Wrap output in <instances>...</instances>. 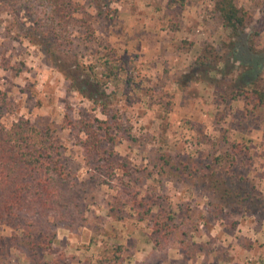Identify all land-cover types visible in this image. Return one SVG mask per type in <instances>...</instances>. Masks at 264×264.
Listing matches in <instances>:
<instances>
[{"label": "rangeland", "instance_id": "obj_1", "mask_svg": "<svg viewBox=\"0 0 264 264\" xmlns=\"http://www.w3.org/2000/svg\"><path fill=\"white\" fill-rule=\"evenodd\" d=\"M215 1L0 0V126L32 117L41 128L47 122L55 128L69 173L59 181L60 206L71 205L63 207L64 219H51L63 264H97L114 244L123 245L125 264H264V202L244 213L233 207L229 215L213 211L218 200L204 196L245 183L264 197V111L243 100L225 106L215 89L222 73L236 78L237 62L227 57L210 74L188 79L186 73L203 44L226 40ZM238 3L252 12L249 29L264 45V0ZM109 71L118 77L109 78ZM104 110L122 123L111 130L115 142L96 128L95 118H108ZM87 128L97 132L102 149L113 151L112 159L91 148L96 138ZM233 142L247 145L234 166L245 182L231 178L228 164L215 163ZM183 162L201 171L184 173L185 180L167 173ZM71 180L77 183L69 188ZM136 193L154 211H175L193 245L156 248L149 221L139 220L133 207ZM238 220L236 229L227 228ZM233 230L236 236L229 235ZM0 233L2 264H36L12 247L9 224Z\"/></svg>", "mask_w": 264, "mask_h": 264}, {"label": "trees", "instance_id": "obj_2", "mask_svg": "<svg viewBox=\"0 0 264 264\" xmlns=\"http://www.w3.org/2000/svg\"><path fill=\"white\" fill-rule=\"evenodd\" d=\"M175 1L181 5L186 3V0ZM215 7L222 18L223 26L228 30L226 40L222 41L219 47L213 42L202 45L186 72L190 75L188 79L201 74H210L222 68V64L227 62V57H230L237 62L239 72L234 79H230L226 73L218 74L215 89L220 102L225 106L233 107L234 103L243 100L253 108L264 111V45L259 32L249 29L253 14L249 9L239 5L238 0H216ZM105 74L109 78L118 77L113 71ZM112 81H116V78L111 79L109 84ZM104 113L108 118H95L96 128L104 130L109 141L115 142L111 130L114 126L122 129V123L119 122L118 115H111L105 110ZM50 123L47 122L46 126L41 128L34 118L29 117L20 118L10 126L4 123L0 126V226L7 223L12 227V235L8 239L12 242V247L20 249L36 264L64 263V254L57 253L53 245L57 238L54 216L57 214L61 220L64 219L68 212L65 213L63 207L71 206L68 202L64 203L63 207L60 206V202L63 201V191L59 181L65 183L67 181L65 174L69 175V173L65 170L60 144L53 135L55 128ZM86 133L93 134L90 128H87ZM93 135L96 140L91 148L98 152L103 150L104 154L108 152L107 157L103 158L106 162L112 159L113 151L102 149V144L100 145L102 139L97 137L96 131ZM245 148L247 145L233 142L225 154L215 158V163L220 167L224 163L228 164L227 170L231 178H236L238 174L234 166L237 163V155H246L248 151ZM109 162L111 163L108 167L114 168L116 163L113 160ZM214 165L206 167L212 169ZM200 171L201 167L198 164L191 166L183 162L182 167L172 165L167 173L174 175L173 178L178 177V180H185L184 173L197 174ZM190 174L187 176L189 177ZM241 176L243 174L238 176V180L245 182L246 179ZM76 183L72 180L68 181V187L75 186ZM254 190L255 186L247 187L245 183H241L238 187H231L230 190L227 188L221 196L213 193L212 200H218L217 204L221 203L220 207L214 208L213 211L223 213L225 206L228 205L237 206V210L244 213L254 206L255 201L264 202V197L258 196ZM131 201L138 219L149 221L152 228L150 240L154 242L156 248H163L175 242L182 249H185L187 242L188 245H193L187 238V230L176 222L175 211L164 207L154 211L149 202L138 193L133 195ZM74 207L77 209L80 203L75 201ZM231 210L225 214L230 215ZM5 239L6 237L0 233V264L3 262ZM188 245L186 246L189 247ZM186 250V255L194 256V252L190 249ZM51 256L53 258L49 259ZM97 261V264H125L123 245H111L105 253L97 257Z\"/></svg>", "mask_w": 264, "mask_h": 264}, {"label": "crops", "instance_id": "obj_3", "mask_svg": "<svg viewBox=\"0 0 264 264\" xmlns=\"http://www.w3.org/2000/svg\"><path fill=\"white\" fill-rule=\"evenodd\" d=\"M197 52H198V49H197ZM139 57V60H141V63L143 62V60H144V56L142 55V53L138 56ZM195 58V57H194ZM143 65V64H142ZM233 105H235V103L233 104ZM207 192H205L204 193V196L205 197H207V198H210V199H212L211 198V195L213 194V193H216L215 192V190H211V191H208V190H206ZM210 202V201H209ZM213 202V201H212ZM210 204H211V202H210ZM220 204L221 203H219V204H215L214 202L212 203V205L211 206H213L214 208H219L220 207ZM209 206V205H208ZM234 207V206H233ZM233 207H230V206H225V208H224V211H228V208H230V209H232L233 210ZM214 222H216V221H218V220H216V219H220V218H215L214 217ZM223 220V219H222ZM225 220V219H224ZM238 222H240L239 220L238 221H234V222H232L229 226H227V228L228 229H236V226H237V224H238ZM229 222L227 221V224H228ZM217 226V223L215 224V226L214 227H216ZM236 230H233V232H228V233H230L229 235H233V236H236V232H235ZM10 232V231H9ZM228 233H226V234H228ZM10 234V233H9ZM257 239H260L259 237H257ZM147 250H150L149 248H147ZM139 251L137 250V252L135 253L136 255H140L139 253H138ZM203 257L205 256V253H204V255H202ZM219 260H221L222 262H219ZM218 260V262L219 263H217V264H221V263H226L227 261H225V260H223V259H219ZM198 262H196L195 264H197Z\"/></svg>", "mask_w": 264, "mask_h": 264}]
</instances>
